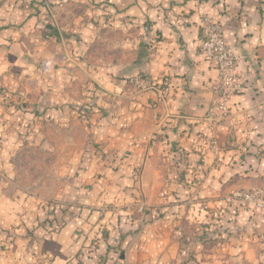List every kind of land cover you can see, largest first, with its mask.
Returning a JSON list of instances; mask_svg holds the SVG:
<instances>
[{
    "label": "crops",
    "instance_id": "0c3cea01",
    "mask_svg": "<svg viewBox=\"0 0 264 264\" xmlns=\"http://www.w3.org/2000/svg\"><path fill=\"white\" fill-rule=\"evenodd\" d=\"M42 1L0 0V264H264L255 238L264 231V215L242 210L230 226L235 234L216 253L198 250L197 259L184 261L172 222L138 223L134 233L121 237L130 230V223H122L123 212L130 210L120 215L98 207L107 196L114 200L107 191L118 181L93 176L116 164L124 175L121 182L127 183L131 171L141 168L148 204L162 205L168 140L190 150L197 133H206L207 116L219 98V73L202 53L200 39L201 18L211 15L223 24L231 50L242 57L236 72L244 87L217 126L214 155L220 159L214 164L213 153H207L200 165L202 186L195 193L200 192L208 213L234 215L229 197L240 189L242 177L234 169L242 160L232 157L251 148V142L254 148L264 142V0ZM43 60L54 61L53 73H38ZM136 77L148 87L131 92ZM90 83L97 88L92 98L85 91ZM20 94L31 100L18 117ZM89 101L93 108L78 118L70 105ZM34 109L51 116V122H33ZM22 117L29 131L21 126ZM53 123L60 128L58 137L79 128L88 151L84 163L72 158L77 176L68 186L73 192L57 194L61 203L76 200L66 211L58 209L57 216L65 211L76 218L66 224L61 219L60 228L54 223L59 230L49 233L43 204L34 203L38 197L8 185L15 180L12 156L20 139L42 145ZM24 130L28 135L21 137ZM77 135H72V152L80 149ZM96 151L105 158H96ZM115 155L122 157L120 165ZM101 182L108 183L104 193ZM115 246L123 250L119 258L112 256Z\"/></svg>",
    "mask_w": 264,
    "mask_h": 264
},
{
    "label": "rangeland",
    "instance_id": "374dc122",
    "mask_svg": "<svg viewBox=\"0 0 264 264\" xmlns=\"http://www.w3.org/2000/svg\"><path fill=\"white\" fill-rule=\"evenodd\" d=\"M35 2L42 4L43 1L35 0ZM239 77L241 78L240 75ZM242 83L243 89V80ZM130 91L135 92L137 90L131 87ZM20 95V103L19 105L17 104V107L15 106L17 109L14 112L17 116L19 111L20 114L25 113L24 107H28L31 100V95ZM89 108L92 109V106ZM35 111L38 112V114L36 113L37 117L36 115L34 116L33 122H51V116L46 117V119L42 118L41 112H43V110L34 109L32 113ZM19 120L21 121V126L26 127L25 130L29 131L30 125L27 124L28 122L25 121L26 119L22 117ZM19 120L16 119L14 121L17 122ZM223 120L217 123L214 133L209 131L210 125H207L206 133L198 132L196 135L197 140L193 142L190 150L188 148L186 149L181 143H174L168 140L166 148L163 151L164 159L169 164L168 182L162 189L165 199L162 205L157 208L151 207L148 204V196L144 191L145 186L142 184L143 170H141V168H135L131 171L129 175L130 182L127 183L121 182L124 175L120 167L115 166L116 164L112 165L113 167L105 172L96 171L95 175H93L95 177H104L107 181L116 179L118 181L116 184L114 183L113 186H111V183V188L107 191L113 192L112 194L115 195L114 200L112 201V198L107 196L105 200L101 201V204H98V207L107 209L108 212H119L121 213L120 215L124 213L126 219H123L124 222L122 221V223H130V230L124 232L121 237H128L130 236L129 234L134 233L136 228L132 227H135L138 223H142L140 225H143L153 222L154 220L164 219L168 223L172 222L174 224L176 228V237L181 244L182 258L184 261H189L192 258L197 259L196 253H199L198 250L203 251L206 249L211 253H216L220 243L229 241L230 237L235 234L230 230V226L234 220H237L236 216L242 210H249L254 214L264 215V194L258 198L261 201H257L256 203L234 197V193L236 192L264 190V142L255 145V148L253 147L254 144L251 142V148L236 152L232 157L233 159H238V161L242 160L240 167L234 169L236 175L242 177L240 189L235 190L229 197L230 204L232 206L234 205L235 211L231 213L234 215H229L224 212L218 214L208 213L201 200L200 192L195 193L196 190L202 186L200 176L205 172V169H202L200 165L206 162L207 153H213L211 157L214 164L220 159V155L217 156L214 155V153L218 151L217 126ZM25 130L20 133L21 137L24 134L25 136L28 135ZM48 130L49 133L42 145H40L37 140L33 141V145L30 144V140H27L25 137L20 139L18 148L12 156L14 165L11 173L14 175L15 180L13 184L8 186L12 189L15 188L18 192H26L33 197H38L39 200H34V203L39 206L43 204L44 211L48 215L47 217L45 216L46 218L43 220V223L50 224L49 233H52L59 230L61 223L58 222H60L61 219L64 220L66 224V222L72 218H76L65 212L73 206L72 202L76 200H66L64 204L57 200V194L58 192L64 191V194L70 195L71 192H73L68 186L69 183H72L73 176H77L75 173L76 169L73 167L72 158L74 157L73 159L77 161L80 157V161L82 160V163H84L83 156L86 155L88 149L86 148L87 140L79 128L74 129L71 135H66V132H62L60 133V137H58L59 134H57L58 130H60L58 125L54 123L50 124ZM76 131L79 134L77 135V139L80 141V149L76 152H72V135ZM156 139L157 136H153L151 143ZM1 144L2 142H0V145ZM192 155H196L195 158ZM94 156L96 158L101 157L102 160L105 158V155L103 156L99 151H96ZM113 157L115 162L116 160L119 161L117 165H120L122 157L120 155H115ZM190 157L196 162L192 163ZM81 170H83V168H81ZM113 174L116 175L114 179L112 177ZM107 185L108 183H99V190L104 193ZM58 204L61 205L57 208ZM185 208L186 211L184 215ZM58 209H66L64 211L65 216L58 217ZM122 210H130V212L126 214V212L122 213ZM154 210H158L157 212L155 211L156 214L152 213ZM138 213H144L145 215L143 217L142 215H138ZM188 213L189 215L191 213L192 216L187 217L186 215H188ZM118 222L120 223V221ZM54 223H58L59 228H55ZM236 233H240V231ZM255 238L257 243L263 247L261 254L264 255V231H257L255 233ZM122 253V248H120V246H115L112 256L114 258H119ZM105 256H109V252H106ZM193 262L194 260L191 261L192 264H194Z\"/></svg>",
    "mask_w": 264,
    "mask_h": 264
},
{
    "label": "built area",
    "instance_id": "2783aa9c",
    "mask_svg": "<svg viewBox=\"0 0 264 264\" xmlns=\"http://www.w3.org/2000/svg\"><path fill=\"white\" fill-rule=\"evenodd\" d=\"M201 49L207 61L214 64L219 73V80L216 84L218 93L217 104L210 109L207 116L209 131H215L217 123L225 119L230 111L229 105L232 97L242 90V80L236 72V67L241 57L231 50L223 24L211 15H203L200 22ZM55 63L52 60H43L39 64L38 73L48 75L55 70ZM136 90L145 89L148 83L144 78L136 77L131 80ZM264 194V190L252 192H236L235 198H242L245 201L256 203L261 201L258 198Z\"/></svg>",
    "mask_w": 264,
    "mask_h": 264
},
{
    "label": "trees",
    "instance_id": "16d2710c",
    "mask_svg": "<svg viewBox=\"0 0 264 264\" xmlns=\"http://www.w3.org/2000/svg\"><path fill=\"white\" fill-rule=\"evenodd\" d=\"M97 88L94 84L90 83L88 85V87L85 89L86 91V94L87 96L90 98L94 97L95 96V92H96ZM73 112L75 113V115L78 117V118H85L87 117L88 115V111L86 110L87 107H91L93 108V105H92V102H87L85 104H82V105H70ZM42 113V118L46 119V116L44 111L41 112ZM161 133V132H160ZM158 133H156L154 136H157Z\"/></svg>",
    "mask_w": 264,
    "mask_h": 264
}]
</instances>
